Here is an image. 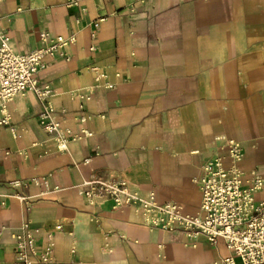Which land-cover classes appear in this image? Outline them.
I'll return each mask as SVG.
<instances>
[{"label": "crops", "instance_id": "0c3cea01", "mask_svg": "<svg viewBox=\"0 0 264 264\" xmlns=\"http://www.w3.org/2000/svg\"><path fill=\"white\" fill-rule=\"evenodd\" d=\"M45 30L75 36L69 59L47 57L39 72L53 89L55 119L91 135L60 151L33 92L9 103L11 125L0 126V264H13L12 234L25 222L42 231L63 225L54 251L62 264H217L229 256L222 237L212 243L150 226L135 206L89 205L78 186L93 174L124 177L199 214L202 165L216 155L233 164L218 136L238 141L239 164L264 176V0H0V33L16 52L42 46ZM88 89L89 99L74 97ZM19 193L37 200L28 209Z\"/></svg>", "mask_w": 264, "mask_h": 264}, {"label": "built area", "instance_id": "2783aa9c", "mask_svg": "<svg viewBox=\"0 0 264 264\" xmlns=\"http://www.w3.org/2000/svg\"><path fill=\"white\" fill-rule=\"evenodd\" d=\"M79 3L80 0H67L68 7ZM94 27L93 36L97 23ZM40 38L42 46L16 52L9 34L0 33V126L11 125L9 103L15 96L33 92L41 105L40 123L55 141L57 149L65 151L71 141L89 136L91 132L81 128L72 133L62 128L60 121L55 119L57 110L52 99L53 89L49 84H40L39 72L46 66L47 57L69 59L66 46L75 41V36L64 37L45 30ZM103 76L99 74L97 80ZM92 92L88 89L75 93L74 97L89 99ZM78 118L83 122L86 120L85 116ZM216 139L222 142L233 164L225 166L223 156L216 155L202 165L200 174L194 179L202 196L199 214L186 213L175 201L160 202L154 191L144 194L124 177L93 174L79 184L78 191L92 206H100L106 201L112 202L113 208L135 206L141 211L144 222L153 227L169 231L180 229L189 238L203 234L212 243L219 237L224 238L232 253L217 264H264V198L257 197L264 191V176L247 172L239 164L244 152L238 141L224 136ZM34 181L41 182L38 178ZM44 182L47 183V178ZM16 197L28 209L37 200L22 193ZM3 228L0 229V238ZM61 230V223L42 231L30 228L25 222L21 232L12 234L15 241L13 264H62L54 252L55 233ZM40 237H43L42 243Z\"/></svg>", "mask_w": 264, "mask_h": 264}]
</instances>
